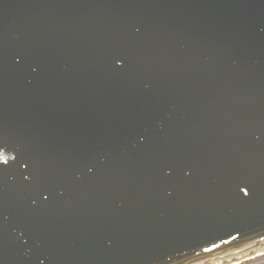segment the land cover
<instances>
[{
    "label": "water",
    "instance_id": "water-1",
    "mask_svg": "<svg viewBox=\"0 0 264 264\" xmlns=\"http://www.w3.org/2000/svg\"><path fill=\"white\" fill-rule=\"evenodd\" d=\"M264 253V0H0V264Z\"/></svg>",
    "mask_w": 264,
    "mask_h": 264
},
{
    "label": "rangeland",
    "instance_id": "rangeland-1",
    "mask_svg": "<svg viewBox=\"0 0 264 264\" xmlns=\"http://www.w3.org/2000/svg\"><path fill=\"white\" fill-rule=\"evenodd\" d=\"M259 259V258H258ZM242 264H264V259L262 260H247V262H243Z\"/></svg>",
    "mask_w": 264,
    "mask_h": 264
}]
</instances>
